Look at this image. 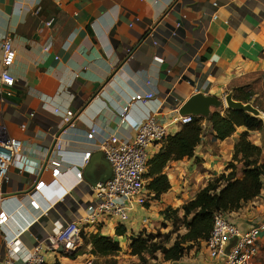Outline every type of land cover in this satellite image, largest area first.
Returning a JSON list of instances; mask_svg holds the SVG:
<instances>
[{"label": "crops", "instance_id": "crops-1", "mask_svg": "<svg viewBox=\"0 0 264 264\" xmlns=\"http://www.w3.org/2000/svg\"><path fill=\"white\" fill-rule=\"evenodd\" d=\"M50 19L52 26L44 27ZM1 36L11 39L16 56L10 68L14 86L0 84V125L21 149L0 192V213L8 216L0 226V264L8 242L18 239L31 247L83 216L95 184L109 175L98 147L102 138H132L134 124L149 113L173 136L180 126L171 122L194 94L222 100L233 88L249 85L252 100L264 107V0H0ZM48 38L52 45L44 52ZM147 93L154 97L133 105L120 122L114 108ZM66 110L73 112L72 126L61 134ZM216 110L223 114L226 109H210ZM201 128L193 156L165 165L170 188L153 200L160 208H136L126 220L86 224L82 235L109 237L129 253L130 238L142 224L159 218L169 199L190 201L208 181L226 173L229 163H237L234 146L244 128L224 140L214 139L208 120ZM56 138L61 140L59 170L49 166ZM246 138L264 146L260 133ZM163 144L148 150V162ZM227 217L242 231L264 225V179L260 194ZM84 245L88 255L79 252ZM91 250L80 240L73 260L47 252L46 264H83L93 258ZM161 264H208V258L204 247H193L179 261ZM249 264H264V228Z\"/></svg>", "mask_w": 264, "mask_h": 264}, {"label": "built area", "instance_id": "built-area-1", "mask_svg": "<svg viewBox=\"0 0 264 264\" xmlns=\"http://www.w3.org/2000/svg\"><path fill=\"white\" fill-rule=\"evenodd\" d=\"M52 24L53 19L43 23L46 28H50ZM51 45L52 40L48 38L43 45V51L48 52ZM0 49V84L6 88H12L15 79L10 73V68L13 66L16 52L8 36L0 37ZM153 97V93L131 96L126 99L123 106L114 108V112L120 122H125L133 105H145ZM53 112L60 114L56 109ZM193 117L179 114L171 123L182 127L191 123ZM72 118L71 110L61 114V134L66 133V128L72 126ZM133 129L135 135L132 138H118L110 135L99 141L98 147L110 166L111 177L103 183L95 184L93 202L85 208L83 216L56 235L47 236L31 247H26L18 239L8 242L3 264H46V253L56 252L59 248H62L61 253L64 255L74 254L81 240L82 226L96 224L104 218L126 220L136 208H143L148 203L150 196L146 190L144 178L148 165V150L164 141L167 136V126L159 124L155 115L149 113L140 118ZM95 133V129L91 128V137ZM20 149L21 142L8 137L5 127L0 125V192L8 178L12 160ZM60 150L61 140L56 138L49 159V166L56 170L61 167L56 158ZM30 204L33 208H38L37 203ZM7 220L8 216L1 212L0 226L5 225ZM263 228L264 225H257L242 231L228 219L226 212H215L211 230L204 240L208 264H216L217 261L220 264H249L257 255V243ZM83 264H93V261L87 259Z\"/></svg>", "mask_w": 264, "mask_h": 264}, {"label": "trees", "instance_id": "trees-1", "mask_svg": "<svg viewBox=\"0 0 264 264\" xmlns=\"http://www.w3.org/2000/svg\"><path fill=\"white\" fill-rule=\"evenodd\" d=\"M232 91L235 100L250 102L264 113V108L256 100H252L254 94L249 85L233 88ZM203 120L210 122L215 140L226 139L237 128L245 129L234 146L232 157L233 161L241 163L240 175L237 176L236 166L232 162L229 163L226 166L228 172L208 181L192 200L183 204L182 225L186 233L177 234L172 242H170L169 234L163 238L165 240L160 242L155 241L156 238H160L158 234L145 236L143 232H140L136 237L130 238L129 253L137 256L141 264H147L149 259H156V255H160L164 262L179 261L195 244L207 238L215 212L237 211L244 203L257 197L263 188L262 149L248 141L246 135L260 133L264 136V120L242 111L226 109L223 114L216 110L206 118L193 117V121L180 127L176 134L166 136L162 149L148 162L149 167L145 177L149 179L146 189L153 193L150 198L156 201L170 188L167 177L163 174L168 161H178L193 156L201 137V121ZM161 215L164 221L170 222L173 227L179 221L177 210L166 208ZM169 233L172 235L174 230ZM85 242L91 245L92 254L99 253L105 257L120 251L118 243L113 242L109 237L90 235L85 238ZM143 253L148 255V260ZM75 254H71L70 257L74 258ZM54 264L60 263L55 262Z\"/></svg>", "mask_w": 264, "mask_h": 264}, {"label": "rangeland", "instance_id": "rangeland-1", "mask_svg": "<svg viewBox=\"0 0 264 264\" xmlns=\"http://www.w3.org/2000/svg\"><path fill=\"white\" fill-rule=\"evenodd\" d=\"M261 106V105H260ZM262 107V106H261ZM264 108V107H263ZM152 148V147H151ZM262 150H264V146H262ZM264 156V155H263ZM236 164V165H235ZM234 166H236V172L237 176L239 177L240 171H241V164L239 162L233 163ZM228 172V171H227ZM147 186V183H145ZM193 196L191 200L194 198ZM185 199V198H184ZM187 198L183 201H181L180 197H177L175 199H169V206L166 207H161L164 208L163 210L158 212L159 218L155 219L154 217L148 220L149 222L147 224H142L144 228H141L139 232H143L145 236L151 234V235H156L158 234L160 238H156V242H160L167 234L170 236V242H172L175 239V236L178 234L184 235L186 233V229L184 225H182V217H183V212H182V206L183 204L187 203ZM156 202V201H155ZM153 202V199L149 198L148 203L144 206L145 209L150 208L153 206V208H160L159 204H155ZM166 208H171L172 210H177V216L179 218V221L176 222L175 227L171 225L170 222H165L163 219V216L161 215V212H163ZM140 227L136 228L139 229ZM174 230V233L170 235L169 232ZM138 231H136L137 233ZM208 237V236H207ZM85 236H81L82 242H85ZM205 240V239H204ZM204 240L198 242V244L194 245L195 251H201L204 247ZM80 253H85L89 254V250H87V246L84 245L82 246V249L79 250ZM93 258V264H141L139 261V258L137 256H133V259H130L128 257L129 255L132 256L128 252H123L120 250V252L114 253L113 255H108V256H101L99 253H94L92 254ZM144 257L147 258L148 260V255L146 253H143ZM58 258H60L63 261L66 260H73L70 256L64 255L61 252L57 253ZM161 256L156 255V259H149L147 264H161Z\"/></svg>", "mask_w": 264, "mask_h": 264}, {"label": "water", "instance_id": "water-1", "mask_svg": "<svg viewBox=\"0 0 264 264\" xmlns=\"http://www.w3.org/2000/svg\"><path fill=\"white\" fill-rule=\"evenodd\" d=\"M222 106L225 109L233 111H242L249 114L252 117L264 120V113L257 107L253 106L250 102H241L233 98V91L230 90L223 96L222 100L217 99L214 96H204L202 94H194L189 97L179 108L178 113L180 115H192L194 117H208L211 113L210 109H221ZM103 156V154H102ZM104 158V156H103ZM106 166L109 170V175L99 183H103L111 177V169L106 160L104 159ZM89 164V161L86 165ZM62 248L58 249L61 252Z\"/></svg>", "mask_w": 264, "mask_h": 264}]
</instances>
